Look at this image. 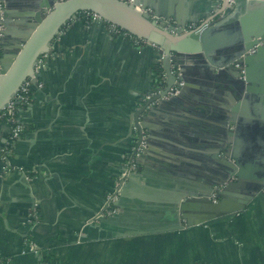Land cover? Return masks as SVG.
Listing matches in <instances>:
<instances>
[{
	"label": "crops",
	"instance_id": "obj_1",
	"mask_svg": "<svg viewBox=\"0 0 264 264\" xmlns=\"http://www.w3.org/2000/svg\"><path fill=\"white\" fill-rule=\"evenodd\" d=\"M139 1L185 24L231 12L219 13V0ZM14 14L3 26L10 44L21 28ZM60 37L37 72L32 102L18 112L25 130L12 146L10 169L1 154L10 128L0 121L3 264H264V189L226 215L208 218L192 202L186 218L175 215L177 204L223 180L232 122L244 134L263 131L256 126L264 118L260 99L245 98L242 80L221 68H185L182 91L140 115L146 145L138 168L117 212L101 216L135 141L130 116L156 88L158 49L98 22L72 21Z\"/></svg>",
	"mask_w": 264,
	"mask_h": 264
},
{
	"label": "water",
	"instance_id": "obj_2",
	"mask_svg": "<svg viewBox=\"0 0 264 264\" xmlns=\"http://www.w3.org/2000/svg\"><path fill=\"white\" fill-rule=\"evenodd\" d=\"M1 1L3 6L0 11V23L6 27L15 13L21 18V28L15 35L13 44L5 41L8 31L2 29L0 110L8 106L27 78H31L34 83L32 90L37 87L34 75L38 76L40 72L35 73L36 64L42 55L53 52L57 39L61 38L60 34L81 11L97 13L158 49L159 62L166 76L165 86L130 116L129 132L132 134L136 129L138 142L142 140L143 129L139 121L140 115L151 103L165 98L173 86H178L182 91L183 85L180 81L184 77L185 68H221L222 71L230 72L242 80L240 92L245 98L254 95L262 100L259 104H264V0H236L235 4H230L228 0H219L222 2L219 13L225 9L231 12L228 16L225 14L217 18L215 22L209 21L208 26L201 32L196 31L200 25L190 31H184L185 22L177 17V28L161 23L156 17L168 18L174 15L160 10L150 1ZM98 23L104 26L103 23ZM175 66L178 69L172 71ZM235 108H232L233 114ZM231 124L235 125V128L228 131L229 145L223 150L226 171L223 180L212 181L208 192H199L196 197L177 204L175 215L178 220L187 217L185 207L190 202L197 204V211L208 218H214L241 210L264 189V118H258L257 129L263 131L256 134L242 133L240 122ZM243 135L246 139L242 138ZM229 159L234 161L229 162ZM132 176L133 174L122 185L120 195Z\"/></svg>",
	"mask_w": 264,
	"mask_h": 264
},
{
	"label": "built area",
	"instance_id": "obj_3",
	"mask_svg": "<svg viewBox=\"0 0 264 264\" xmlns=\"http://www.w3.org/2000/svg\"><path fill=\"white\" fill-rule=\"evenodd\" d=\"M131 1V0H128ZM230 4H235L236 0H228ZM3 6L2 1L0 0V11ZM148 10V9H144ZM150 14L153 15V12L150 11ZM161 23L166 24L167 26L174 25L175 28H177V25H175V22L171 18H163L161 16L156 17ZM73 21H84V22H101L106 27L107 31L112 35H119L124 36L130 39L134 43H139L140 39L134 36L132 33L126 31L125 29L119 27L118 25L102 18L97 13L91 12V11H81L77 14V17L73 19ZM209 24V21H198V22H189L184 25V31H190L192 29L197 28L199 25L200 27L196 30L197 32H201L203 29H205ZM2 24L0 23V51L2 48L1 45V39H2ZM48 53L42 55V57L39 59L38 63L35 67V73L38 72V70L43 66V61L46 58ZM176 70L175 67H172V71ZM34 78L36 80L37 85L39 82L37 81V75H34ZM166 76L164 72L162 71V75L159 78L158 84H156V88L151 91L150 93L146 94L142 98V104L149 99L153 94L160 92V90L165 86ZM33 82L31 78H27L22 85L20 86L17 94L12 98L8 104L7 107L0 110V121H4L9 125V134L7 136V139L5 143L3 144L1 148V154H2V160L4 163V169H10L11 165L9 163V158L12 153V146L14 142L21 136V134L24 132L25 128L24 125L21 124L18 121V112L23 109L25 106L29 105L33 100ZM179 91L178 86H173L169 92L167 93V96H173ZM153 104V103H151ZM150 104V105H151ZM134 137L135 141L133 146L131 147L130 151L126 154L124 157V160L121 164V169L119 174L116 176L114 181V186L112 190H110L106 194L105 198V204L102 212H100L99 215L104 216H112L117 212V206L116 202L119 198L121 187L124 184V182L134 174L138 168V160L139 157L142 154L143 149L145 148V141H144V133L142 131V140L138 142V132L136 129H134ZM36 222V214L33 213V215L29 218L28 224L30 227ZM26 246H29V249L31 251H36L35 246L31 241L25 240ZM9 258H1L0 257V264H3L5 262H8ZM41 264H48V261H43Z\"/></svg>",
	"mask_w": 264,
	"mask_h": 264
},
{
	"label": "trees",
	"instance_id": "obj_4",
	"mask_svg": "<svg viewBox=\"0 0 264 264\" xmlns=\"http://www.w3.org/2000/svg\"><path fill=\"white\" fill-rule=\"evenodd\" d=\"M154 72H155V83L158 84L159 82V78L161 77L162 75V68H161V63L160 62H157L155 65H154Z\"/></svg>",
	"mask_w": 264,
	"mask_h": 264
},
{
	"label": "rangeland",
	"instance_id": "obj_5",
	"mask_svg": "<svg viewBox=\"0 0 264 264\" xmlns=\"http://www.w3.org/2000/svg\"><path fill=\"white\" fill-rule=\"evenodd\" d=\"M2 26V29H3V24L1 25ZM3 35V34H2ZM1 45H2V42H1ZM1 53H2V48H1V51H0V55H1Z\"/></svg>",
	"mask_w": 264,
	"mask_h": 264
}]
</instances>
